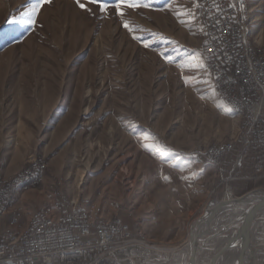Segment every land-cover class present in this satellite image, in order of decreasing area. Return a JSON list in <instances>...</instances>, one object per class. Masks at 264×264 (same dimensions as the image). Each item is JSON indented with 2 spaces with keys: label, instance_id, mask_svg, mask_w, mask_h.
<instances>
[{
  "label": "rangeland",
  "instance_id": "374dc122",
  "mask_svg": "<svg viewBox=\"0 0 264 264\" xmlns=\"http://www.w3.org/2000/svg\"><path fill=\"white\" fill-rule=\"evenodd\" d=\"M34 2L0 0V140L25 156L15 159L22 167L12 174L0 161V172L20 173L37 155L48 160L41 183L19 191L11 212L27 215L17 199L50 172L66 198L90 200L105 220L131 225V243L116 264L178 263L214 203L264 190L257 151L245 137L220 166L204 156L208 145L236 140L244 122L206 65L200 0H143L150 7L125 8L123 17L112 7L117 0H106L107 12L89 0L81 2L90 10L52 0L34 25L18 23ZM241 2L247 35L264 47V0ZM11 218L0 221V234ZM260 230L264 237V222ZM228 244L226 236L207 240L196 263L232 264L233 251L222 255ZM99 256L92 264H112Z\"/></svg>",
  "mask_w": 264,
  "mask_h": 264
},
{
  "label": "built area",
  "instance_id": "2783aa9c",
  "mask_svg": "<svg viewBox=\"0 0 264 264\" xmlns=\"http://www.w3.org/2000/svg\"><path fill=\"white\" fill-rule=\"evenodd\" d=\"M203 19L209 25L207 61L218 66L217 79L222 91L236 109L244 110L246 126L227 146L210 144L204 149L209 163L220 166L237 149L240 141L257 151L254 169L264 179V56L262 48L246 46L241 0H200ZM242 137V140L240 137ZM245 146V147H246ZM254 146V147H253ZM48 163L37 155L29 173L11 181L0 179V221L10 215V226L0 234V264H47L52 258L66 263L89 261L95 263L99 254L108 255L106 263L116 264V254L130 242L131 225L123 220H105L100 206L90 200L66 198L57 190V198L48 206L37 208L39 224L27 225L21 233H14V225H21L22 208L11 212L15 198L11 188L34 185L40 180L41 168ZM87 205L77 209V204ZM43 213L52 214V223H44ZM142 241V236L139 238ZM131 243V242H130ZM129 243V244H130ZM128 244V245H129Z\"/></svg>",
  "mask_w": 264,
  "mask_h": 264
},
{
  "label": "bare ground",
  "instance_id": "6f19581e",
  "mask_svg": "<svg viewBox=\"0 0 264 264\" xmlns=\"http://www.w3.org/2000/svg\"><path fill=\"white\" fill-rule=\"evenodd\" d=\"M244 28H245L246 46L262 48V55L264 56V47L262 45L256 44L247 35L245 22H244ZM206 31H207V34H206L207 40L205 42V59H206V63H207L206 65H207L208 69L210 70V72L213 74V76L215 78L214 79L215 84H217L218 89H219L222 97L229 104L230 108L234 112L240 114V116L242 117L243 122H244L243 128L245 129L246 117L244 116V110L236 109L235 106L233 105V102L227 100V93L222 91L221 81H218V79H217L218 66H214L213 63H209L207 61V50L206 49H207V43H208L209 25H207ZM213 144H215V143H213ZM216 144L219 146H227L228 145L226 143H216ZM35 164H36V159L29 166L25 167L20 173H16V174L11 175V176H4L0 172V179L4 180V181L15 180L16 178H19L22 174L29 173V170L31 168H33ZM45 167H46V164L44 165L43 168H41L42 177L40 178V180H37L34 185H30L28 187H25L22 190H26L30 187L38 186L41 183V181L44 177V174L46 172ZM19 191H20V188H11V198H16ZM245 199L250 200L251 197L247 196ZM12 206L13 205H11V208H12ZM251 207H252L251 202L243 203V204H240L237 206H231V205L230 206L229 205L223 206V204L220 205V204L214 203V206L213 207L211 206L208 209V211L204 215V217H202V219H199L195 223V225L192 229V233H191V237H190L189 242H187L186 245L183 247V249H181L179 251V256L174 258V260L178 259L177 260L178 263H176V264H197L195 261L196 260L195 257H194V259H192L190 257L189 247H190L191 243H192V245H193V243L195 244V250H199L200 247H202L203 244H205V242H207V240H209L211 238L215 239V238H221V237L226 236V242H230L231 237L233 236L232 231L234 230V228L237 224H239L244 218L247 217V214L249 212V209H251ZM228 209H230V210H228ZM14 212H19V210H16ZM43 221H44V223H52V217L50 216V213H43ZM29 224L30 225L39 224V211L32 214L31 220L29 221ZM14 233H21V232L14 231ZM209 244L210 243H208V245ZM228 246H229V244H228ZM250 255H251V253H249L248 251L246 253H244L243 255H240V256H242L241 259H243L244 264L249 263L250 258L252 257V255H251V257H250ZM259 257H260L259 255L252 257L253 259H255L253 264H260ZM231 259H232V264H237L236 263L237 255L235 256V258L233 256H231ZM172 260L173 259H167V260H164L163 262H160L158 264H171Z\"/></svg>",
  "mask_w": 264,
  "mask_h": 264
},
{
  "label": "water",
  "instance_id": "95a60500",
  "mask_svg": "<svg viewBox=\"0 0 264 264\" xmlns=\"http://www.w3.org/2000/svg\"><path fill=\"white\" fill-rule=\"evenodd\" d=\"M247 196H250L251 199L246 200L245 198ZM247 202H251L252 207L251 209H249L247 217L244 218L239 224L235 226L234 230L232 231L233 236L231 237L229 246L227 247L226 250H224L222 255H224V253H226L228 250L233 251L234 253L233 257L235 258V256L237 255L236 263L244 264L243 259H241L242 256L240 255H243L248 251L249 253H251L252 257L259 255L260 264H264V237L260 230L264 222V190L259 189L239 199H233V200L216 202V203L220 205L223 204V206H228V205L237 206ZM189 249H190V257L194 259V257L197 255L196 252H198L197 250H195V244L193 243L192 245L191 243ZM252 257L250 258L248 264H253V262L255 261V259H253ZM230 259L231 256L228 258L227 261H229ZM224 260L226 261V259ZM213 261L215 262V260Z\"/></svg>",
  "mask_w": 264,
  "mask_h": 264
},
{
  "label": "crops",
  "instance_id": "0c3cea01",
  "mask_svg": "<svg viewBox=\"0 0 264 264\" xmlns=\"http://www.w3.org/2000/svg\"><path fill=\"white\" fill-rule=\"evenodd\" d=\"M37 143H32V146H35ZM33 149V147H32ZM31 149V150H32ZM31 152V151H30ZM238 152V147L236 149L235 154ZM15 153V155H14ZM19 153L13 152V148L10 143H6L2 140H0V161L6 162L7 166L5 169L6 174H12L14 172H17L22 167V164H14L13 162L15 159H18L19 161H25V156L23 157V150H21L20 156H18ZM227 158V157H226ZM29 159V158H28ZM17 162V161H16ZM50 167V166H49ZM40 187V188H39ZM38 189H31L28 191L23 192L19 198L16 201V206L24 205L26 208L25 217H24V224L26 225L25 228L28 225L31 213L34 208H36L38 205H40L42 202L48 203L53 201L57 196V190L59 188V182H55L54 176L48 172L47 177L45 179V182L43 185L39 186ZM62 191V186L61 189ZM67 194V192H65ZM8 226H10L8 224ZM6 226L3 223L2 228L4 229ZM14 228V227H13ZM16 229L20 230L22 229V225L15 227ZM24 229V227H23Z\"/></svg>",
  "mask_w": 264,
  "mask_h": 264
},
{
  "label": "snow or ice",
  "instance_id": "6c2138e0",
  "mask_svg": "<svg viewBox=\"0 0 264 264\" xmlns=\"http://www.w3.org/2000/svg\"><path fill=\"white\" fill-rule=\"evenodd\" d=\"M51 2L52 0H35V2L30 5L29 10L26 11L17 22L25 25H34L36 23L35 17L39 14L42 7L45 4H50ZM76 2L80 8L90 10L85 3L81 2V0H76ZM89 3L98 5L101 11L107 12L109 9V4L106 0H89ZM112 7L116 9L118 15L123 17L125 15L123 9L125 8L136 9L140 7H150V4L143 2V0H117ZM123 26L130 32L134 31L127 20L124 21ZM144 46L149 47V44L145 43ZM194 59L199 61L202 58L199 54H197ZM213 91H215V89H213Z\"/></svg>",
  "mask_w": 264,
  "mask_h": 264
}]
</instances>
